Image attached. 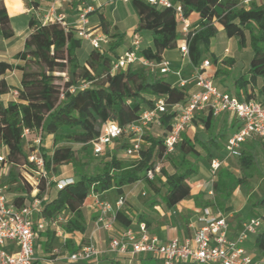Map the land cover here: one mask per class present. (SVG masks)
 I'll use <instances>...</instances> for the list:
<instances>
[{"label":"trees","instance_id":"1","mask_svg":"<svg viewBox=\"0 0 264 264\" xmlns=\"http://www.w3.org/2000/svg\"><path fill=\"white\" fill-rule=\"evenodd\" d=\"M88 0H79L80 2ZM182 5L185 15L199 13L200 25L193 27L189 43L190 59L195 66H200L209 50L211 39L219 32L215 22L223 26L229 38H236L239 46L249 47L253 52L249 66L235 80V91L240 99H257L264 102V3L244 0H171ZM40 0H27L28 4L37 6ZM139 20L136 32H150L153 45H141L139 54L145 58L160 62L166 50L175 49L179 45V19L175 7H160L146 0H131ZM99 15L100 26L105 34L114 39L108 47L100 51L92 47L83 62L79 52L85 46L83 38L76 34L74 28L66 30L60 22H44L31 18L29 24L33 31L26 37L24 48L14 55L18 61H0V98L12 92L15 98L4 102L0 99V145L8 151L11 164L9 172L2 179V185H8V192L16 194L14 203L23 205L31 199L32 188L22 184L19 168L28 164L29 151L25 149L24 140L29 135L33 139L41 135L44 139L52 135L54 140L53 153L42 147L46 160V168L56 172L63 165H71L75 171L73 181L63 188L55 187V195L44 199L47 185L44 179L39 185L38 196L42 198L43 207L40 216L52 222L59 215L69 213L65 223L67 232L87 229L83 204L91 193H104L115 190L123 194L127 186L142 180L147 182L152 193L147 206L154 209L155 205L163 204L171 209L191 194L189 177L198 172V160L201 149L209 152L211 148L221 150L222 143L215 135L204 139L196 135L193 139L186 133L176 148L183 155L176 159L172 153H166L164 137L172 126L174 111L164 113L161 118L162 135L157 138L150 134L144 136L146 143L140 149L139 158L119 157L117 152H108L102 165L90 172L85 168L81 151L93 153L91 141L96 139L108 121L117 122L125 127L136 121L145 108L154 106L155 101L162 97L169 105L183 102L186 99V88L175 84L168 75L152 72L146 67L130 65L126 69L112 70L115 59L119 56L116 49L122 44L123 33L111 35L112 22L102 8H95L89 15ZM0 36L11 39L15 31L11 23L8 9L0 0ZM213 63L219 61L215 53L209 55ZM232 66L235 60L224 59ZM38 66L37 69L31 68ZM22 72L20 84L8 83L6 75L9 71ZM224 69H219L220 75ZM226 72V71H225ZM67 75V77H64ZM65 80L64 83H59ZM262 80V83H260ZM15 91L18 94L15 95ZM261 95V98L258 97ZM206 127L211 130L213 114L210 112L203 118ZM25 129L30 133L23 136ZM223 135V133H221ZM122 137L117 140H121ZM81 145L80 149L75 147ZM264 149V137H261ZM128 143L120 147L125 150ZM244 175L237 176L225 168L217 172L216 202L221 209L230 198L233 188L243 185L248 177L257 171L256 154L244 148L240 156H236ZM173 165V171L166 168L164 161ZM161 163V173L150 179L147 172ZM51 187L55 184L51 183ZM49 193V191H48ZM212 202L211 204H213ZM117 222L131 227L134 217L121 209L116 211ZM264 222V215L262 216ZM151 221L145 214L138 215L136 222ZM260 251H264V230L256 237ZM69 251L80 248L66 240ZM69 264H91L82 260ZM98 264H125L119 255L110 253L102 255ZM148 264H162L159 258L150 257ZM176 264H199L195 261H179Z\"/></svg>","mask_w":264,"mask_h":264},{"label":"built area","instance_id":"2","mask_svg":"<svg viewBox=\"0 0 264 264\" xmlns=\"http://www.w3.org/2000/svg\"><path fill=\"white\" fill-rule=\"evenodd\" d=\"M70 0H51L49 12L43 17L45 22H60L68 31L72 26L67 22L66 14L56 13V5ZM129 2L131 0H122ZM160 7H175L179 19V48L184 57L190 58L189 43L193 30L189 16L185 15L182 5H174L171 0H146ZM251 0H244L249 3ZM94 5H84L79 10L78 20L74 28L76 34L90 44L104 50V44L108 43L106 35L95 33L91 26L89 14ZM142 45L141 35L134 32L131 47L120 54L112 65L113 71L126 69L130 65L140 64L149 68L152 72L163 75L173 74L177 77L175 84L186 88L189 79L185 78L182 69H174L171 62L163 59L160 62L152 61L139 54ZM228 50V49H227ZM229 51V50H228ZM212 66L209 58L203 60L200 66H195L193 78L195 79V90L187 91L183 102L169 105L160 97L151 108H145L140 117L123 127L117 122L108 121L103 125L101 134L91 141L95 156L104 154L111 145L126 132L131 135L130 145L125 148L126 157L139 158L140 149L146 143L144 136L151 132L154 125L161 124L164 113L174 111L172 126L164 137L166 153L175 151L177 144L182 140L183 134L191 125L198 112L212 113L219 116L224 112L234 114L240 121L238 130L232 134L226 143L225 149L229 156H240L243 144L250 137H264V102L257 99H240L231 91L222 90L213 80V76L206 73V69ZM15 94H18L15 91ZM29 129H25L23 136L27 137ZM35 148L29 152L28 164L24 165L23 182L32 188L31 199L23 205L17 206L8 195V185H2V178L8 174L10 162L8 151L0 145V264H34L36 259V237L49 223H55L61 219L59 215L52 222L40 216L43 207L42 198L37 194L39 185L43 178H47L49 171L46 168V160L42 152L43 138L41 135L33 139ZM212 172L215 174L221 166L218 159L212 160ZM161 171V163L155 169L147 172L150 179ZM40 175V179L35 176ZM74 179L72 176L51 178L47 185V191L51 183L55 187L63 188ZM48 192L44 195L46 199ZM127 198L120 195L114 206L109 201H98L99 214L95 221L96 230L112 229L117 221L116 211L125 205ZM202 226L195 229L194 235L182 241L174 237L168 241L161 240L152 234L146 223L141 222L136 230L132 227L126 228L120 236L115 237L110 243V252L117 255L128 254L130 260L137 256H151L159 258L162 264H176L179 261L192 260L199 264H264L263 261L255 260L244 248V242L250 235L256 234L258 228L263 224L261 217H253L245 220L236 236L229 235L230 223L228 217L219 209L211 206L203 208L198 217ZM15 245L16 249H8ZM101 251L94 242L82 246L78 251L69 255L71 262L92 260L99 258Z\"/></svg>","mask_w":264,"mask_h":264},{"label":"crops","instance_id":"3","mask_svg":"<svg viewBox=\"0 0 264 264\" xmlns=\"http://www.w3.org/2000/svg\"><path fill=\"white\" fill-rule=\"evenodd\" d=\"M2 1L8 9L11 23L15 31V36L11 39H4L0 36V61L5 60L18 63V61L13 57L18 51L24 48L26 37L33 31V27H31L29 24L31 18H36L38 20L44 21L43 17L50 10L51 0H40L37 6L28 4L27 0ZM254 1H256L257 3H264V0ZM106 2L107 0H88L86 2L84 1L79 3V0H70L67 2L58 3L56 5L55 11L58 14H66L67 22L70 24V26L75 28L77 26L76 22L78 20L79 10L80 8H82V6L92 4L94 5V8H102L107 18L112 22L111 28L113 30L111 31V35L117 33L124 34L122 44L116 49V52L120 55L131 47L133 34L136 30L139 17L136 23H127L126 25H124L121 18H118L117 15L116 17H114L117 13L115 9L113 10L114 12L112 11V15L114 16H110L106 12ZM122 12L125 14L126 10L123 9ZM89 18L91 26L94 28V32L98 33V31L102 29V27L100 26L99 15L97 14V16H93V14H91ZM15 19L19 21L18 24L17 22H15ZM189 19L192 23V27L196 28L200 25L201 17L199 13L192 12L189 15ZM23 21L26 22L24 25H22ZM215 25L217 26L219 31L225 33V31L223 30V26L220 23L217 22L215 23ZM101 33L106 35L108 43L109 41L114 39L112 36L105 34L103 31ZM139 34L141 35L142 44L145 37H147L148 45H153L150 32H139ZM236 40V38H230L231 48L229 51L226 50L224 53L211 51V53H215L219 57V61L217 63L212 62V66L206 69V73L210 76H213L215 84H217L222 90L231 92L235 91V80L238 76L234 80V85L232 86L233 88L228 87L223 79L227 78L226 73H228L230 70L232 71L234 65L237 62V59L234 56L235 51L232 52V44ZM105 48H107V45ZM246 48L247 47H244L242 49ZM252 54L253 52L249 48L247 67L242 72L247 70ZM163 56L164 59H167L171 62L174 69H182L183 76L189 79L188 85L186 86V91L195 90V79L192 77L194 74L195 65L191 62L190 58L183 56L182 52L180 51L179 45L175 49L164 51ZM206 58H209V56H205L204 59ZM227 58L234 59L235 63L232 66H229L224 61V59ZM219 69H224L222 73H225V75L222 78L220 77L222 73L220 75H217V71ZM21 75L22 72L16 69L13 71H9L6 75V79L9 84L18 86L20 84ZM171 75L173 74H169L168 77L173 82H176L177 77L173 75V79ZM217 79H219L218 82ZM221 80L223 82H221ZM258 97L261 98V95L258 94ZM12 98H15V96L12 92H10L2 95L0 99H2L4 102H7ZM207 114V112H198L185 133L191 139H193L196 135H199L204 139L209 138L210 135H215L222 143L223 148L221 150L211 148L209 152L201 149V157L198 160V172L192 174L188 180L192 189L191 194L187 198L181 200L171 209L167 208L163 204H157L155 205L154 209H152L148 207L146 203L149 198H152V194L149 195L147 193L146 188L148 190L149 188L147 182L144 180L127 186L124 189L123 194L117 193L114 189L109 190L116 192L114 200H112L113 198L109 197V195L107 194L108 191L100 194L91 193L83 204V210L87 225L86 231L81 232L79 230H75L73 232H67L63 227L56 226L54 225L55 223H49L44 230L40 231L37 234L36 259L34 261V264L72 263L69 260V255L74 251L68 250V248L66 247V240L72 241L73 245L79 248L88 244L89 242H94L101 251L99 258L102 255L112 253L110 252L111 240L115 237L120 236L121 233L128 227L116 221L112 229L96 230L95 221L99 214L98 201H109L115 206L116 201L120 195H125L127 198V201L125 205L121 207V210L124 211L127 215L134 217V223L131 227L136 230L139 228V224L141 222H136V218L138 215L145 214L148 218L149 216L154 217V222H151V224L147 227L152 234L157 235L163 241H168L174 237H179L182 241L191 238L195 233V229L202 226V224L198 222V217L202 213L203 208L206 206H211L214 209H219L226 214L230 223L229 235L231 238L236 236L237 232L242 227V223L245 220L253 217L262 218V216L264 215V149L261 144V137H250L243 144L242 148V151L244 148H246L252 150L256 154L257 171H255L254 175L248 177L245 184L239 185L232 189L230 198L224 203V207L221 209L217 204H215L217 194L215 183L217 180L218 170L214 174L212 172L211 163L213 159H218L221 161L220 168L228 169L237 176L244 175L238 158L236 156H229L225 149L228 138L238 130L240 121L234 114L230 112H224L219 116H213V126L212 129L209 130L203 120V118ZM216 124H218L217 129H215ZM154 127L155 125L153 126L151 132L148 134H153L152 136H154ZM196 127H198L199 130H197ZM206 128L209 130V132L208 130H205L206 132H208V135H204L201 133V129ZM221 133H223V135H221ZM49 137L53 136L47 135L44 141L46 142ZM1 147L2 149L7 151V148L4 145H2ZM44 147H47V142L44 144ZM112 147L113 144L111 145L109 150H111ZM52 153L53 150L52 152H50V154ZM169 164H165L166 168L170 171H173V165L171 164V162H169ZM66 167L71 168L72 166L63 165L58 167L57 171L65 170ZM70 170L66 169V173L63 174L62 177H75V173L74 171H72V168ZM4 177L5 175L3 176V178ZM54 190L55 184L48 190L49 193L47 194L46 198H52L56 194ZM8 195L12 200H14L16 196V194L13 192H8ZM212 202L214 203L211 204ZM263 230L264 222L258 228V232L256 234L250 235V237L244 242V248L247 253H249L255 260L264 262V251H260L256 244V237L258 233ZM8 249H16V246L10 245ZM119 256L125 264H148L149 258L151 257L137 256L133 260H130L128 254ZM99 258L89 260V263L98 264Z\"/></svg>","mask_w":264,"mask_h":264},{"label":"rangeland","instance_id":"4","mask_svg":"<svg viewBox=\"0 0 264 264\" xmlns=\"http://www.w3.org/2000/svg\"><path fill=\"white\" fill-rule=\"evenodd\" d=\"M251 1H254V0H251ZM259 1H262V0H259ZM248 4V3H246ZM106 7H107V13L110 15V16H114L112 15V11L115 9L116 10V14L114 17H117L118 18H121L123 20V24L126 25L127 23L129 24H134L137 22L138 20V14L134 8V6L132 5V2H123L121 0H107L106 2ZM125 9L126 10V13L124 14L122 12V10ZM114 12V11H113ZM93 16H97V14H93ZM120 20V19H119ZM15 22H18L17 19H15ZM26 22L23 21L22 22V25H24ZM122 23V22H121ZM217 23V21L215 22ZM192 24V23H191ZM113 29L111 28V31ZM103 29L99 30L98 33L102 32ZM104 32V31H103ZM148 39L147 37H145L144 39V42L142 45H147ZM230 38H228L226 36L225 33L219 31L216 36H214L212 39H211V43L209 45V50L204 54V56H209L211 51H215L217 53H224L228 48V50H230L231 46H230ZM108 47V44L105 43L104 44V47ZM93 46L85 41V46L83 47V49L80 50L79 52V55H80V60L81 62L84 61L87 53L90 51V49L92 48ZM232 52L235 51L234 53V56L236 57L237 59V62L236 64L234 65V68L232 69V71L230 70L227 74V78L226 79H223V81L227 84L228 87L230 88H233L232 86L234 85V80L237 76L240 75V73L246 69L247 67V62H248V55H249V48L247 46L246 49H242L244 47H241L239 46L238 44V41H234L233 44H232ZM135 67H142L140 64H135ZM31 68L33 69H37L38 66H32ZM225 75V73H222L221 74V78ZM64 77H67V75H64ZM171 77L174 79V76L171 75ZM65 80H60L59 83H64ZM219 81V79H217V82ZM221 80V82H223ZM260 83H262V80H260ZM16 95V94H15ZM221 124H222V120H221ZM220 125V124H219ZM225 125V124H224ZM217 126L218 124H216V127L215 129H217ZM190 127V126H189ZM154 136L159 138L162 133H163V127H161V125L157 124L155 125L154 127ZM197 130H199L198 127H196ZM205 130H208L207 128L206 129H201V133L204 134V135H208V132H206ZM215 131V130H214ZM217 131V130H216ZM150 135H153V134H150ZM130 138H131V135L129 132H126L123 136H122V139L121 140H116L114 141L113 143V147L111 148V150H107L104 152V154L102 155H99V156H95L94 153L90 152V150L88 149V151H81L80 152V155L83 157V161H85L86 165H85V168H87L90 172H94L95 170H97L103 163V161H105L106 159V154L108 152H117V154L119 155V157H122V158H125V153H124V150L123 148H121L120 146L123 144V143H128L130 141ZM47 142V147H44V144ZM46 142L44 141L43 142V146L47 152H52V150L54 149V140H53V137H49ZM24 145H25V149L27 151H31L33 150V148H35V144L33 142V137L31 135H29L27 138H25L24 140ZM75 147L77 149H80L81 148V145L79 144H76ZM90 148L92 150V144L90 145ZM93 151V150H92ZM173 154H174V157L176 159H180L183 155V152L182 150H180L179 148H176L175 151H173ZM165 164H169V161H164ZM170 165V164H169ZM11 166V165H10ZM72 168V171H75V169L73 167ZM71 168H65L70 170ZM65 170H60V171H56V172H50V174H48V177L47 178H43L45 182H48L52 177L54 178H59V177H62L63 174H65ZM18 171H20L21 173V178H22V184L24 183L23 182V173L25 172V168L24 166H22L21 168L18 169ZM71 171V170H70ZM161 171L158 173L160 174ZM6 175V174H5ZM60 175V176H59ZM35 176L37 178H41L39 174L35 173ZM4 179V178H3ZM41 183V182H40ZM55 183V182H54ZM26 188H29L27 187L26 184H24ZM146 191L149 195H151V191L148 190L146 188ZM109 195V197L113 198L112 200H114L115 196H116V192L115 191H108L107 193ZM143 197H146V196H143ZM61 219H59L58 221L55 222L54 225L56 226H61V227H65V223L67 222V219L70 217V214L69 213H63L61 214ZM157 217V216H156ZM154 217H151L149 216V220L151 222H154ZM109 239V238H108ZM60 250V249H59Z\"/></svg>","mask_w":264,"mask_h":264}]
</instances>
